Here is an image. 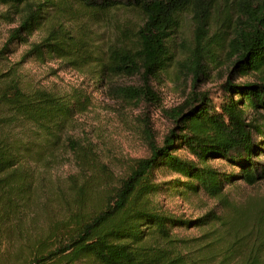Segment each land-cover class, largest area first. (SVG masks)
<instances>
[{
  "label": "trees",
  "instance_id": "obj_1",
  "mask_svg": "<svg viewBox=\"0 0 264 264\" xmlns=\"http://www.w3.org/2000/svg\"><path fill=\"white\" fill-rule=\"evenodd\" d=\"M0 4L21 18L0 49V60L13 41L26 43L45 26L46 34L23 58L56 57L111 76H140V85L120 88L137 98L158 99L150 81L174 61H191L197 79L207 73L200 61L202 52L226 49L230 60L220 104L215 105L206 92H192L170 110L173 126L162 144L150 129L149 155L135 160L111 191L100 195L97 159L67 137L86 174L73 188L77 206L94 194L99 198L91 214L75 213L53 222L29 264H210L215 256L220 257L217 264H264V197L237 204L226 191V185L238 180L250 185L264 180V0H0ZM116 10L139 13L140 23L134 36L123 30L102 54L92 46L85 24H98ZM186 14L194 24L195 45L181 58L171 42ZM250 74L253 81H236ZM90 103L81 88L66 93L26 89L19 70L4 71L0 62V239L1 230L10 224L8 218L22 213L28 202L32 182L27 163L43 154L34 145L41 140L55 150ZM19 128L28 131V139L13 132ZM183 148L194 158L179 154ZM212 159H224L236 169L214 167ZM159 170L180 178L157 182ZM177 191L182 195L202 191L217 199L224 212L213 209L186 219L154 204L152 196ZM205 225L211 230L202 238H180L174 232Z\"/></svg>",
  "mask_w": 264,
  "mask_h": 264
},
{
  "label": "rangeland",
  "instance_id": "obj_2",
  "mask_svg": "<svg viewBox=\"0 0 264 264\" xmlns=\"http://www.w3.org/2000/svg\"><path fill=\"white\" fill-rule=\"evenodd\" d=\"M140 19L141 15L137 12L116 10L102 16L98 24L86 23L85 28L92 38V46L103 54L116 37L122 35L123 30L134 36ZM20 21L19 15L8 13V7L0 4V49ZM46 31L45 26L36 30L26 43L19 39L13 41L0 60L1 68L7 71L10 67H16L22 86L26 89L41 87L66 93L81 88L90 96L91 103L85 112L75 117L64 134V141L55 150L51 151L42 145L41 140L34 145V149L43 150V154L40 157L33 156L27 163L32 182L30 195L22 213L9 217L10 224L1 230L0 264H29L37 243L48 234L53 222L65 220L75 213L89 215L96 207L98 194L92 195L90 201L87 200L81 208L77 206L73 188L82 184L86 174L72 154L68 136L75 144L87 148L92 157L97 159L95 172L101 180L98 192L104 194L105 190L111 191L118 185L135 160L149 155L147 138L150 129L158 143L162 144L166 133L173 126L171 109L182 104L192 92H206L215 105H219L224 96L222 85L228 78L230 60L226 49L212 47L200 54V61L207 70L205 75L196 79L191 61H174L172 66L150 81V86L159 98L151 95L137 98L132 94H123L120 88L140 85V76H111L106 71L95 72L91 67L77 68L67 59L56 57L44 61L23 58L31 45L38 42ZM194 33L193 21L186 14L180 27L173 32L171 42L181 58L194 48ZM254 79L255 76L250 74L236 81ZM13 132L28 139V131L24 128ZM178 153L188 159L194 158L185 148ZM210 162L214 167L236 169L224 159H212ZM156 176L157 182L180 178L178 174L165 170H159ZM226 191H229L232 202H253L264 197V180L254 185L238 180L226 185ZM152 199L159 209L186 219L200 218L213 209L219 214L224 212L217 199L202 191L184 195L178 191L158 193ZM209 230L211 225L176 228L174 232L180 238L189 239L202 238ZM215 257L210 264H217L220 260V257Z\"/></svg>",
  "mask_w": 264,
  "mask_h": 264
}]
</instances>
